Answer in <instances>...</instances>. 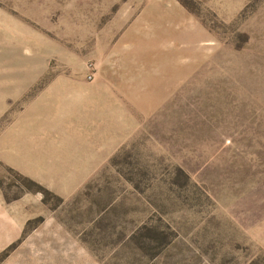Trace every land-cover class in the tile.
<instances>
[{
  "label": "rangeland",
  "instance_id": "obj_1",
  "mask_svg": "<svg viewBox=\"0 0 264 264\" xmlns=\"http://www.w3.org/2000/svg\"><path fill=\"white\" fill-rule=\"evenodd\" d=\"M0 264H264V0H0Z\"/></svg>",
  "mask_w": 264,
  "mask_h": 264
}]
</instances>
